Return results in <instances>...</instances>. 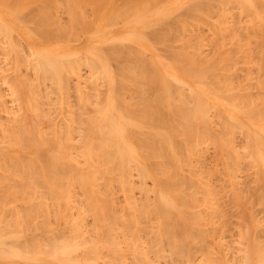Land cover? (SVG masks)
<instances>
[{
	"label": "bare ground",
	"instance_id": "obj_1",
	"mask_svg": "<svg viewBox=\"0 0 264 264\" xmlns=\"http://www.w3.org/2000/svg\"><path fill=\"white\" fill-rule=\"evenodd\" d=\"M61 2L63 4H61ZM17 32H20L23 37L25 36L28 42H26V39H23V37L22 39L25 40V42L22 41L21 38H19L22 35L19 33V36ZM212 35L216 39H213L214 42L210 41L211 45L215 43L214 47L211 48L206 45L208 46V50H205L208 51V54L210 53L209 57L215 56L213 52L216 51L215 54L219 56V60L215 58L217 56H215L213 60H208V55L203 53L204 50L202 49L203 46L201 42H204L205 45V41L203 40H206L207 37L212 38ZM249 38L253 39L254 43ZM208 40L210 39H207L206 42ZM200 45L202 48L199 49L203 50L200 51L201 53L199 52L201 58L198 56L199 49L197 48V51L194 49ZM218 47L219 50H217ZM209 48L210 50L212 49L211 52ZM202 53L206 58L203 57ZM228 53L234 56L233 60H236L234 62L235 64L236 62L242 64L241 62L244 60H246L244 62H247L249 59H251L252 62L253 59L254 62L258 60L259 62L256 61V68L260 70V72L264 71V0H0V69H3V63L4 66L9 63V59L10 63L11 61L13 62L12 66L14 63L17 65H20V63L23 64V68H20L21 65L16 67L14 74L12 73L13 76L12 74L8 76L10 71L7 75L4 73V75H0L2 78L0 84L4 82V85H7L5 86L6 94L10 96V102L8 101L9 104H5V102H8L7 99L2 98L5 93L4 87L2 88L0 85V157H4V159L7 157L6 160L8 161V157L12 156L13 153V142L20 140V142H23L25 141L24 139H31L30 141L26 140L27 142H31L32 139H37L39 142L35 144L31 142L32 146L28 143L31 149L27 146L28 144L26 145L27 142H24V146L21 145L22 149L25 148L26 150L29 148L32 150V154H36L32 155L34 158L36 156L40 158H38L39 163H36L43 169L41 173L44 172L41 175L42 178L38 176L39 174H37L38 172L36 170V172L32 171V173L29 174L30 178L32 177L31 175H33L31 179L34 178L33 180H35V182L33 181L35 188L34 185L32 186L33 192L34 189L38 190L40 187L45 186L46 188L48 187L47 189H53L54 185L57 189H61L63 193V188H65L64 185H66L65 191L69 195L71 191L69 192V190H66L69 189V182L66 183V181H69L70 178L73 181L74 178L75 181H79V184H77L79 187L80 183H85V177L88 175L91 176V184L92 187H94L92 181L95 175L91 171L95 167L97 170L94 172H98L104 181L108 179L116 183L115 186L118 182V185L121 186V191L128 189L129 193L132 192L127 195L128 192L124 191L127 193L125 195H127L126 197L129 199L125 196V198L120 196V199L122 197V201L123 198L125 199L124 201L127 199L128 201L124 203L120 202L121 200L119 199L120 201L118 200V202H115L117 203L115 205L114 201H117L118 196L116 198L114 197L113 201H111L112 198L110 200L106 196V198L103 195H101L103 196L101 197L99 196L100 194L97 193L99 192L98 189H91L92 187H90L89 184L85 185L86 182L84 188H89L88 193L90 192V194H87V189L86 191L84 189L86 193H81L86 194V198H89L91 204H89L87 200H85V202L90 206L92 205L94 208L93 211H96L97 214L94 216V212L91 211V216L89 215L90 217L88 219H83L85 212L90 210H88L89 206H86L87 208L81 206L82 209L81 207L80 209L76 208L80 204L78 200L85 197L83 194H80V196L82 195L79 197L80 199L74 196L72 199L74 201L77 199L79 202H76L78 204L74 205L76 207L72 206L75 202L69 200L71 204L73 203L72 205L66 202L67 205L63 203L60 205V208L70 205V207L72 206L71 208H75L77 211H83L84 207L87 210H84V216H81L82 218H78L80 215L76 211L79 215L77 218L81 220H74L75 217L74 219L72 218L73 220H70L72 215L66 216V214H64L63 216L68 218L65 217V219L61 214H57L55 217H52L55 219L49 224L50 222L47 223L46 221L47 217L44 219L36 218L31 213L36 211L32 210L33 207L36 209V203L48 199L41 200L37 197V194L43 193V195H46V192L49 193V191L43 190L45 193L41 192V188L40 191L38 190L39 192L35 191L37 196H34L38 199H35L37 202H33L34 205L32 204L34 198L33 200L31 199L33 192H29V194L32 195L30 197L26 191L27 189L22 190L25 189V183L27 184V182H24V178H21V181L18 180L20 178L16 179V181H19L18 183L15 181L12 174L9 173V177L6 178H4L3 174L2 177L6 180L1 179L2 177L0 178V181L3 182L0 183V203L2 205V207L0 205V208H2L0 209V264H264V141L260 140L264 139V117L259 115V105L253 106L255 101L252 102V105L250 104L251 106L247 105L249 103L246 105L244 103V106H242L243 100L240 97L241 95L238 98V95L243 93H241V90L245 88L246 90L251 89L252 84L253 87L257 85L256 82L255 84L250 83L253 77L248 76L250 81L248 80L249 78L246 73L249 75V72H245V75L241 74V76L244 75L245 78H248V82L243 80V76L242 79L240 76L238 80L233 76V83H236L234 85L235 87H238L237 82L239 80L244 81H242V83L245 88L242 89V87H239L238 92H236L237 87L233 88L234 86L231 87L230 85L232 84L230 73H228L230 76L229 78L228 76L225 78V80H227L224 83L222 81L223 76H218L221 72H225V70L232 68V65H230L232 59L229 58ZM238 55L243 58L242 61L239 60ZM228 59L231 61L229 60V62H227ZM4 61L8 63L6 64ZM1 62L3 63L1 64ZM238 64H236L234 68L244 69L249 66V64L246 65L244 63L242 66ZM7 66L9 67V65ZM12 66L10 64V68ZM251 67L247 68L251 71ZM255 69H253V71ZM260 72H257L258 77L259 74L262 73ZM250 74H253V72H250ZM215 76L220 78L219 80L224 84L223 86L218 79L214 81L219 82V85L216 82L214 83L215 86L213 85ZM210 77L212 82L209 80ZM258 77H254L253 82L258 81ZM22 78L26 79V82H28L25 84ZM207 78H209L207 80L208 82L204 81ZM97 79H101L100 81L103 82V84L101 83L102 85L100 84L101 86H98L99 83H97V87L95 86L96 81L100 82ZM196 79L203 83L206 82L202 86L200 85V87L196 86L201 88V91L204 93L210 91H215V93H217L216 91H218L222 93V95L218 93L220 97H224V95L228 93L224 98H226V96L228 97L230 94L229 99L233 97L234 93L238 94L234 96L236 99H226L227 101L229 100L228 102L230 104V101L233 102L230 109L226 108L225 110L227 111L226 116L228 119L224 118V114H222L224 117L221 114L215 117L214 114H219V110L213 104V107L210 109L211 115L214 107L218 111H213V117L209 118H219V120L222 121H217L220 127L223 126V122H225L224 127H226L228 131L224 130L226 128L221 129L216 125L217 123L214 125L224 132L227 131L224 134L229 133V136H223L221 133L220 136H222L223 139L224 137H232L233 133L236 132H238L237 134L240 132V136L238 135L239 137H245L244 139L247 143L245 146H242L239 141H231L232 144H230L233 145V147L230 146L231 152L234 149L237 151L238 147L241 145L243 152L247 149L252 155L249 154V156L246 151V157H254L255 155L253 159H257V162H254L257 167L250 166L253 167L255 171H251V174H245L246 172H250L249 170L252 168L248 171L244 170V173L240 175L236 174L238 179L235 177L233 178L234 172L237 170L234 167L233 170L235 171H233L230 169L232 166L229 167V165L230 163L231 165L237 163V160H240L242 155L239 159V156L237 158L235 157V159L233 156L235 150L233 154L231 152L229 153L232 154V158H227L229 160H227L228 162L226 161L228 165L226 167H229L228 169L231 170V172L233 171L232 174L228 171L230 175L223 173L228 170L222 168L225 166L222 165L224 163L223 161L221 165L220 163L218 164L220 165L218 167H221L220 170L223 172L220 174L217 173V175L219 174L221 176V174H224L225 176H223L226 177V179H224L222 178L223 176H221L223 180H226L223 181L222 185L226 182L228 183L231 178L230 176L233 175L232 180H237L238 185H236L240 190H238V192H240L241 199L239 197L236 199L239 204L237 201H234L232 204L238 206V211L234 208L236 210L234 214H237L238 219L236 218V220H238L237 224L239 225L235 224L238 227L234 226L236 222L234 221L235 217H233L234 223H232V225L235 231L239 232L238 234H234L233 238H231L232 236L227 237L225 234V232L228 231L227 225L218 224L220 227L217 228L222 229L225 226V235H220L219 233L221 232L215 234L217 232L215 231L216 225L213 223L220 214H211L212 217L216 216L217 218H215L213 222H207L205 216L204 218L200 217L203 216L200 214V216L197 217L198 215H196V213H198V210L196 211L195 208L191 209L189 206L192 203V205H195V203L198 204L199 200L202 201V199H205V201H202L203 203L200 202L201 204H199L202 206L205 204L207 210L203 211V208H201L199 212L203 211L205 215H209V213H213V210L216 208V202V205L222 201L223 202L220 204H226V201H224L226 199L220 201V196V199L215 198L217 201L213 200L214 197L212 196L213 199L211 200L215 201L214 204L212 203V205H210V203H207L206 198L209 195L208 192L211 194V191H213V187L210 186L212 181H206L208 176L211 175V171H209L211 168L203 166L204 169H209L207 172H204L205 170L203 169L205 175L208 173V176L206 175L207 177L203 176L202 171H198L199 169L197 170L196 168H199V165L200 168L202 167L201 163L206 161L205 157H203V160H200L203 162L198 164V159L201 156L199 157L194 154L198 157L197 162H195L198 166L192 165L195 169L190 167L193 162H190L189 158L194 153V144L197 142L196 140L201 139L199 130L206 133L205 126L208 121L206 116L209 113L207 112L204 117V111L208 107L210 108V106L205 108L204 99H202L204 94L201 93L203 95L201 98V96L197 94L198 89L192 86L194 84L193 81ZM228 79L230 80L228 81ZM259 79H262V82H264L263 76ZM245 82H247L246 85H250V88L245 86ZM225 83H228V86ZM258 83H260V81H258ZM31 84H34L33 86L36 85L35 87L38 89V94L36 95L35 93V96H38L40 94L39 91H42L41 95H44L41 97H45L52 104L49 103V105H51L49 106L45 103L46 101L44 102V98H41L43 100L42 102L48 105H46L47 108L44 105L45 112L43 113L37 110L34 111L31 108L33 100L35 99L36 103L38 101L34 95H31L35 92L33 89L35 87L31 86ZM87 85H91L92 89L97 93H92V97L94 94L97 96H94V102H89L90 104L95 103L96 109H94L95 106L93 104L94 108L92 111L87 110L89 108L86 107V102L90 97V95L86 93L87 91L89 92L90 89L88 90V88H86V93L83 92ZM261 86L263 87L262 93L264 98V83H262ZM31 88L33 91H30V93L32 92L30 94L29 90ZM100 88H104V90L99 91ZM101 92L103 96H106L105 98H101L102 95L99 96ZM82 93L86 94L88 97H83L84 94L82 95ZM247 93L246 91L245 95ZM29 94L35 98L30 97ZM249 94H247V96H249ZM258 95V99L261 100L259 98L260 94ZM63 97L65 99H63ZM131 98L133 99L131 100ZM237 99H241L240 102H236ZM135 100H138L140 105L139 103H135V105ZM226 100H224V102H227ZM212 101L213 99L211 102ZM63 102L64 105H66L64 106L66 110L62 109ZM72 105H78L76 110H74L75 108H73ZM233 106L236 109L231 110ZM90 108L92 109V105ZM208 110L209 109H207V111ZM64 111L68 112L66 113ZM234 112H241V115L243 113L249 123H247V125H242L238 120L239 118L237 119L234 115ZM220 116H222V119ZM235 118L239 122L235 120ZM223 119L225 120L223 121ZM211 125L212 123L210 121V126ZM234 127H241L244 131L241 132L239 128L240 131L235 130L236 132H233ZM193 129L198 133L197 138L199 137V139L194 137L195 133H193ZM230 130L233 133H230ZM190 131L194 136L190 134ZM186 132H188V135ZM208 133L210 132L208 131ZM214 134L213 136L215 139L216 134ZM188 136L192 139L190 137V139H188ZM206 136L208 137V135ZM201 137L203 140L204 137ZM7 139L10 141L9 143H6ZM206 140L208 141L207 138ZM73 141L75 142L73 143ZM192 142L194 144H192ZM212 142L213 140L211 141L212 147L216 144L218 150H216V148L214 149V146V150L208 148L212 153L205 149V151H202L209 152L210 154H217V157L220 155L219 159L214 160H219L220 162V159H222L221 154L224 155L225 152L227 153L230 147H228V142L223 141V143H219L217 138L216 143L213 144ZM217 142L219 144H217ZM17 144L20 145L18 142L16 143V150L18 149ZM55 144L57 146H55ZM198 144L199 141L197 146H200V144ZM53 145L56 148H54ZM21 147H19V149H21ZM70 147L72 150L69 149ZM241 147L239 149H241ZM53 149H58V153L61 150V154L59 153L61 156L58 153L54 155L56 157L55 159L63 158V161L60 159L61 165L56 163L55 166L52 163L54 161L51 159L52 157L54 158V156L50 157L49 152ZM67 150H70L69 152L72 151V161L75 160L74 162L70 160L72 159L71 156L69 157L71 154H69ZM215 150L216 152L214 153ZM197 152L201 153L200 151ZM18 154H20V151L19 153L16 152V156H19ZM63 154L64 156H62ZM78 155H82L85 159L91 158V161L95 158L96 160H94L97 163H94V167L91 166V168L85 163V166H80L76 164L77 160L75 157L78 159ZM235 155H237V153ZM16 156H12L13 158L10 157V159H15ZM211 157L212 156L209 158ZM10 159L6 162L7 166L10 164V167L8 166L9 172H12L11 170H13L14 167L16 168L22 163V168L18 166L15 169L16 172H19L20 169L24 168L23 162L27 160L24 161L25 158H22L23 161L18 164L16 161V163H12ZM67 159L72 163H68ZM155 159H157V162H159L158 160L160 159L168 160L170 164L168 165L166 161L155 163ZM230 159H233L234 163H232L233 161ZM253 159L250 158L252 163ZM250 160L247 164L251 163ZM49 161L52 167L54 165L53 171L48 169L47 163ZM193 161H196V158L195 160L193 159ZM161 162L162 164L164 163L165 167L164 165L163 167L161 166ZM28 163L27 167L30 168L31 166H29ZM34 163L35 162H33V164ZM36 163L34 165H36ZM91 164L93 165V163ZM156 164L160 165V167L158 165V168H160V170L162 169V171L166 167H170L172 171L176 170L175 172L183 174L182 177L184 176L185 179L184 177L182 178V180H184L181 186L179 183L180 189L183 187L180 192L182 193V191L186 189V192L189 194L186 196L187 198L185 197L186 199H184V195L187 194L186 192L183 193V200L187 202L189 198L190 202L188 201L185 203L180 199L182 198L181 193L177 191L179 190V186L175 182L181 181L179 180L180 174L177 178L175 177L176 175L174 176L172 174L176 181L174 178H168L171 174L168 172L166 174V171H169L167 168L165 169L166 171L164 170L162 173L158 169L161 175L155 176L154 180L151 182L158 186L160 184L159 187L155 189L153 186L149 185V188H147L146 186L148 185L143 184L147 177L149 178V176L156 172ZM184 164L188 165L190 173H188L187 166ZM12 166L14 167L12 168ZM245 166L244 169H248V165ZM45 170L51 171V174ZM56 170H59V172L61 170L64 173L72 170L70 171L72 177L69 176V179L64 178L61 184H63V181L65 182L60 188L55 183L56 174L54 175L53 172L55 173ZM218 170L216 172H218ZM26 171L28 170H25V172ZM20 172L25 173L24 170ZM66 174L64 175L66 176ZM162 174H164V177ZM1 175L2 174H0V176ZM219 175L216 181L219 180ZM226 175L229 176V178ZM16 176L18 175L16 174ZM51 176H55V179H51ZM152 177L150 178L153 179ZM166 179L174 180L175 182L172 186L177 189H172V186L170 188L169 183H173V181ZM208 180L210 181V178ZM147 181H149V179H147ZM165 181H168L166 185L163 184ZM214 181L213 184L215 183ZM138 183L139 185L141 184L140 186L143 187L144 190L145 188L146 190H149L151 187L153 188V191L152 189L150 191L153 193L154 197L153 195L150 197L151 192L148 193V191H145L147 198L154 199L152 202L149 201V199L147 200V198H141L142 200L138 201V198L132 195L133 188L135 184ZM219 183L217 182V184ZM15 184L16 187L19 188H16ZM22 184L23 187L18 186ZM110 184L108 186L111 188ZM217 184L215 183V186ZM229 184L235 187L236 190L237 186H235V181L233 183L230 179ZM77 185H75L76 188L74 190L76 194ZM96 185L97 184H95V186ZM224 185L225 187L222 188L216 186L215 192L212 193L216 195L217 192H219L217 190L218 188L220 191L222 190V192L225 188V196L229 197L227 193H230L228 187L231 185L228 187H226L227 184ZM103 186V191L106 192L105 188L108 186L106 187L105 184ZM120 186L116 188L119 189ZM36 187L38 189H36ZM110 188H107V190H110L111 194L114 190ZM57 189L55 191H57ZM21 190L25 191L27 194L25 195L24 193V196L22 193L16 197L19 198L22 196V199L26 202L23 203L26 205V208H29L27 204L32 207V209H30L31 212H26L24 208L20 212L18 208L19 205L22 204L17 203V208L13 204L15 201L13 199L15 194H20ZM79 190H81V188H79ZM92 190L95 191L94 194ZM124 192L120 193L124 195ZM177 192L178 195L180 193V198ZM56 193H53L55 196L53 198L56 203H50L51 205L54 204L53 209L57 207L55 205L60 203L59 197L66 198L60 192H58L60 194L59 197ZM53 194H50L51 198ZM76 194L75 196H78ZM239 194L236 195L238 196ZM70 195L72 196L74 194ZM114 195L115 194H113V196ZM223 195L224 194L221 196ZM46 196L49 197V194ZM46 196H44V198ZM50 197L48 202L54 201L53 198L51 200ZM56 197L59 198V200ZM101 198L103 204L107 201L106 204L108 206H105L106 208L100 201ZM179 200H181V202ZM20 202H22V200ZM119 202L120 204L124 203L122 206L124 207L125 205L127 208L124 207L126 211H123V213H121L122 211L120 212L123 214L121 216L119 212V214L116 213L117 210L119 211L123 208L122 206L119 207ZM6 203H10V205H7L8 209L5 211ZM181 203L185 207L188 206L190 208L185 209ZM188 203L190 204L186 205ZM110 205L112 207L115 205L114 207L117 210L115 211V208H112V210ZM200 205L199 207H202ZM235 205L233 207H235ZM37 206L43 209L41 205ZM116 206H118L119 209ZM223 206L225 207V205ZM9 207H13L12 209L15 207V209L11 211L12 215H10L11 208ZM65 207H62L63 209H58V206V212L55 209L53 213H55V211L60 213L61 210V213H63L64 209H69L71 211L70 207ZM41 208H39L40 211H36L37 214L39 212H45L43 211L44 209L41 211ZM225 209H227V207H225ZM225 209L223 213L226 212ZM24 210L25 212H23ZM109 210H112L110 212H115L112 213L114 216L110 215L111 213ZM189 210H192L189 212L190 214L187 213ZM222 210L223 209L220 211L222 212ZM68 211L65 213L69 214L70 211ZM193 211H195V214ZM6 212L11 216L10 219L4 215ZM46 212H48V208ZM71 213H73V211ZM144 213L152 217L145 216L141 218V215ZM226 213L229 216L228 212ZM13 214L17 219H15ZM80 214L82 215V212ZM191 215H193V217H191ZM51 216L53 215L51 214ZM211 216L209 218H211ZM224 216H226V214ZM91 217L93 218L90 219ZM213 218H211V221ZM226 218L230 219L229 217ZM12 221L14 222L12 223ZM8 222L9 224L18 223L17 226L20 230H25V228L31 230V228H33L32 230L35 232L33 231V233H31L32 235L28 232V236L31 235L30 237H24L25 235L21 234L20 237L23 236V238L19 239L16 235L17 232H15L16 229L13 231L16 225L13 226L10 224L13 227L11 230H8V228L11 227ZM208 223L209 225L212 224L207 226ZM220 229L219 231H223ZM236 235L237 237H235ZM7 239L9 241H6ZM26 253L27 255L30 253L31 256H27ZM10 257H17L16 259L22 258V261L21 263H16L14 259L15 261L13 260V262L11 260V263L8 261Z\"/></svg>",
	"mask_w": 264,
	"mask_h": 264
},
{
	"label": "rangeland",
	"instance_id": "obj_2",
	"mask_svg": "<svg viewBox=\"0 0 264 264\" xmlns=\"http://www.w3.org/2000/svg\"><path fill=\"white\" fill-rule=\"evenodd\" d=\"M57 1H61V0H57ZM59 3H60V2H59ZM61 4H63V3L61 2ZM87 7H88V6H87ZM88 8H89V7H88ZM88 8H87V9H88ZM19 33H20V32H17L18 35H19ZM20 35H22V34L20 33ZM20 35H19V36H20ZM19 36H18V37H19ZM210 36H211V33H210ZM251 36H252V35H251ZM22 37H23V35L20 36L19 38H21V40L24 41V42H25V40H23V39H26V42H28V41H27V38H26L25 36L23 37V39H22ZM252 37H253V36H252ZM207 39H210V40L207 41L208 43L206 42ZM207 39H206V40H205V39L203 40V41H205V45H204V42H201L203 48H202L201 45H200V46H198V47H196V48H194V49H195V51H197V48H198V49H199V48H202L204 51H203L202 49H201V50L199 49V51H198V56L201 58V54H200L201 52H200V51H203L204 54H207V55H208V58H209L208 60H213L214 57L217 56V54H215L216 51L213 52L215 56H212V57H213V58H212L211 56L209 57L210 53L208 54V51H206V50H208V46H210L211 48L214 47V44H215V43H213V42H214V40H216V39L213 37V35H212V38H211V37H207ZM211 39H212V40H211ZM213 39H214V40H213ZM249 39H250V38H249ZM250 40L253 42V39H250ZM210 41H213V42H212V43H213L212 45H211V42H210ZM209 42H210V45H209ZM253 43H254V42H253ZM206 45H208V46H206ZM217 46H218V45H217ZM205 47H206V48H205ZM205 49H206V50H205ZM211 50H212V49H211ZM211 50H210V48H209V51H210V52H211ZM215 50H216V49H215ZM217 50H219V47L217 48ZM205 51H206L207 53H206ZM228 51H229V50H228ZM199 52H200V53H199ZM217 52H218V51H217ZM193 53H194V52H193ZM203 53H202V55H203ZM213 53H212V55H213ZM199 54H200V55H199ZM228 56H229L230 59H232V62H230V65H232L231 67L234 68V66H235L236 64H238V63H237V62H236V64L234 63L236 60H235V61L233 60V57H234V56H231L230 53H228ZM236 56H237V55H236ZM236 56H235V57H236ZM239 56H240V55H238V57H239ZM203 57H204V55H203ZM203 57H202V58H203ZM218 57H219V56H217V57H215V58L219 60ZM251 57H252V55H251ZM204 58H206V57H204ZM216 59H215V60H216ZM230 59H228V61H227V60H226V61L229 62ZM234 59H237V58H234ZM239 60L242 61L243 58H242V57H239ZM250 60H251V59H249L247 62H244V61H246V60H244V61L241 62V63H242V64L244 63V64H246V65L249 64L250 67L252 66V67H251V71H250V69H248V68H250L249 66H247L248 68L245 67L244 69H243V68L236 69V67H235L234 69H236V70H234V69H232V68L230 67L231 69H227V70H225L226 73H225V72H221L220 75H218V76H220V77L223 76V78H222L223 80H222V81H223V83H224V82H226V80H227V79L225 80V78H226L227 76H228V78H229V76L231 75V82H232V84H230L231 87H233V86L236 84V83H235V84L233 83L234 77L236 78V80H238V79H240L241 74H244V75H245V72H249V75H248V73H246V74H247V77H248V76L253 77V78H254V77H258L257 72H260V70H258V69L256 68V65H257V62H259V61L256 60L257 62L255 61V62H256V63H255V62H254V59H253V62H252V60H251V61H250ZM230 61H231V60H230ZM4 62H5V61H4ZM219 62H220V61H219ZM227 62H225V63H227ZM238 62H239V61H238ZM2 63H3V62H1V64H2ZM5 63L7 64L8 62H5ZM12 63H13L12 61H11V63H10V59H9V63L7 64V65H9V67H8L7 65L4 66V63H3V64H2V67H3L4 71H3V69H0V75H4V74L7 75L8 72L10 71L9 74H8V76H10L12 73L14 74L15 69H16L17 66L19 67L20 65H21V66L23 65V64H21V63H20V65H19V64L17 65V64L14 63L15 66H14V64H13V66H12ZM220 63H221V62H220ZM254 63H255V64H254ZM10 64H11V66H12L11 68H10ZM242 64H238V65H239V66H242ZM227 65H229V64L227 63ZM230 65H229V66H230ZM238 65H237V66H238ZM246 65H245V66H246ZM0 66H1V65H0ZM6 66H7V67H6ZM21 66H20V68H23V66H22V67H21ZM4 67H6V68H4ZM243 67H244V66H243ZM253 67H255L256 69L253 68ZM0 68H1V67H0ZM9 68H10V69H9ZM5 69H6V70H5ZM253 69H255V70L253 71ZM1 70H2L3 72H2ZM7 70H8V71H7ZM11 70H13V71H11ZM6 72H7V73H6ZM250 72H253V74H250ZM261 72H262V73H261ZM261 72H260L261 74H259V77H258V81H260V83H258V81H254V82H253V78L251 79L252 82H250V83H254V84H255V82H256V84H257L259 87H258L257 85H254V87H253V84H252V85H251V86H252L251 89H247V90H246V88L244 87L242 81H243V80H244V81H247V79H248L249 77H248V78H247V77L245 78L244 75H242V76L244 77V79H243V80H239V81L237 82V83H238V87H237V86H236L237 88H236L235 86L233 87V88H236L237 90H236V89H233V90H236V92H238V91H239V90H238L239 87H242V89H243V88H245V89H243V90L240 89V90H241V93H242V92H243V93H242V94H239V95H238L237 93H234L233 97H231V98H234L235 94L238 95V98H239V96L241 95L240 97H241V99L244 101V102L242 101V106H244V105H243L244 103H245V105H246L247 103H249V104H247V105H248V106H251V105L253 104L252 102L255 101L254 103H255L256 105L253 104V106H258V105H259V106H258V109L260 110V111H259V115H261V117H262V116L264 117V106H263L264 98H263V93H262L263 87L261 86L262 83H264V82H262V79H261V80L259 79L261 76H263V80H264V75H262V74H264V71H261ZM3 73H4V74H3ZM228 73H230V75H228ZM13 74H12V76H13ZM225 74H227V75H225ZM224 75H225V77H224ZM236 75H237V76H236ZM233 76H234V77H233ZM242 76H241V79L243 78ZM2 77H3V76H2ZM20 78H21V77H20ZM212 78H213V77H212ZM232 78H233V79H232ZM22 79H23V78H22ZM208 79H209V78L205 79L204 81L208 82V81H207ZM217 79H218V81H219L220 83H222L221 80H219L220 78L217 77V76H215L214 79H213V85H214V86H215L214 83L216 82V81H214V80H217ZM245 79H246V80H245ZM23 80L25 81V84L28 82V81L26 82V79H23ZM97 80L100 81L101 79H97ZM209 80H210V82H212V81H211V77H210ZM224 80H225V81H224ZM229 80H230V79H228V81H229ZM236 80H235V81H236ZM248 80L250 81V78H249ZM0 81L2 82V78H1V76H0ZM244 81H243V82H244ZM1 82H0V83H1ZM206 82H204V83H206ZM210 82H209V83H210ZM219 82H216V83H218V85H219ZM231 82H229V83H231ZM247 82H248V81H247ZM247 82H245V86L249 87L250 85H246ZM97 83H99L98 86H101V85L103 84V82H101V81H100V82H97V81H96V85H95L96 87H97ZM101 83H102V84H101ZM193 83H194V84H193ZM193 83H192V84H193L192 86H194V88H197V89H198L197 94H199V96H201V98H202V96H203L202 94H204V96H203L202 99H204V103H205V106H206L205 108H207V106H210V108H209V107L207 108V109H209L208 111H207V109H205V111H204V117L206 116L207 112L211 115V110H210V109H211V107H213V105H214V106L217 107V109L219 110V114H214L213 111L216 110L215 107H214V108H213V111H212V115L214 114L215 117H217L216 115H220V114L222 115V114H224L225 117H224L223 115H222V116L226 119V118H227V116H226V115H227V111H225V110H226V108L230 109V106H232L231 104L233 103L232 101H230L231 104L228 102V101L231 99V98L229 99L230 94H229L228 97L226 96V98H224L225 95L228 94V93H226V94L224 95V97H222V96L220 97V95H222V93H220V92H218V91H216L217 93H215V91H214V92L210 91V92L204 93V92L201 91V90H202L201 88H198V87H200V85L202 86V85L204 84L203 82H200V80H197V79H196V80L193 81ZM209 83H208V84H209ZM223 83H222V86L224 85ZM250 83H249V84H250ZM5 84H6V83H5ZM100 84H101V85H100ZM210 84H211V83H210ZM225 84H227V86H228V83H225ZM0 85L2 86V88L4 87V93H5V95H3L2 98H3V99H7V102H8V101L10 102V96H9L8 94H6V90H5V88H6L5 86H7V85H4V82H3V84H0ZM29 85H30V84H29ZM33 85H34V84H31V86H33ZM240 85H241V86H240ZM31 86H29V87H31ZM35 86H36V85H35ZM35 86H33V87H35ZM196 86H198V87H196ZM103 87H104V86H103ZM218 87H219V86H218ZM261 87H262V88H261ZM35 88H36V89H35ZM35 88H33V89L35 90V92H33V93L31 92L32 94L30 93V91H33V89L31 88V89L29 90V93H30L31 95H34L35 93H36V95L38 94V92H37L38 89H37V87H35ZM86 88H88V90L90 89V91L88 92V91L86 90ZM249 88H250V87H249ZM199 89H200V90H199ZM2 90H3V89H2ZM85 90L87 91V93H86ZM92 90H93V91H92ZM100 90H104V88H102V89L100 88L99 91H100ZM245 90L248 92L247 94H249V93L251 92V93L249 94V96H247V94L245 95V93H246ZM252 90H253V91H252ZM258 90H259L260 92H259ZM27 91H28V90H27ZM96 91H98V90H96ZM39 92H40V94H39L38 96H35V95H34L38 101H37V103H36V102H35L36 100L34 99V100H33V105H32V103H31V105H32L31 108H32L34 111L37 110V111L43 113V112H45L44 108L46 107L47 104L49 105L50 101H49L48 99H46L45 97H41V96L44 95V94L41 95L42 91H39ZM83 92H85L87 95H90V97L88 98V101H87L88 103H89L90 101L95 100V99H93V98H94V96H95V97L97 96V95H95V94H97V93L95 92L94 89H92L91 85H89V86L87 85V86L84 88V91H83ZM93 92H95V94H94V96L92 97V95H93L92 93H93ZM102 92H104V91H102ZM102 92H101V94H100L99 96H101V95L103 96V93H102ZM201 93H202V94H201ZM218 93H219L220 95H219ZM30 94H29V96H30ZM83 94H84V93H82V95H83ZM86 94H84L83 97H86V96H87ZM206 94H207V95H206ZM209 94H210V96H209ZM216 94H217V95H216ZM231 94H232V93H231ZM243 94H244V95H243ZM258 94H260V97H259V98H260L261 100L258 99V96H259ZM104 95H105V94H104ZM242 95H243V96H242ZM34 96H30V97H34ZM102 96H101V98H105V97H106V96H103V97H102ZM132 96H133V95H132ZM205 96H207V97H205ZM208 96H209V97H208ZM252 96H253V97H252ZM255 96H256V97H255ZM35 97H34V98H35ZM38 97H39V98H38ZM83 97H82V98H83ZM87 97H88V96H87ZM248 97H249V98H248ZM251 97H252V98H251ZM41 98H44L43 100H44V102L46 101L45 103H47V104L43 103V102H42L43 100H42ZM134 98H135V96H134ZM136 98H137V97H136ZM227 98L229 99L228 101L226 100ZM31 99H32V98H31ZM40 99H41V100H40ZM63 99H65V98L63 97ZM132 99H133V98H131V100H132ZM137 99H138V98H137ZM209 99H210V100H209ZM212 99H213V101L211 102ZM217 99H218L219 101H218ZM234 99H236V97H235ZM241 99H237V101H236V100H235V101H236V102H240ZM248 99H250V100H248ZM28 100H29V99H28ZM128 100H130V99H128ZM215 100H217V101H215ZM224 100H226L227 102H224ZM232 100H233V99H232ZM39 101H41L42 103L39 102ZM235 101H234V102H235ZM9 102H8V103L5 102V104H9ZM29 102H32V101H29ZM38 102H39V104H38ZM87 102H86V107H88L89 109H87V108H86V109L89 110V111H92L93 108H94V107H93V104H94V106H95V103H91V104L89 103L90 106L92 105V109H91L90 106H89V104H88ZM93 102H94V101H93ZM135 103H136V104L139 103V105H140V102H139L138 100H135V101H134V104H135ZM41 104H42L43 106H42ZM50 104H51V103H50ZM53 104H54V103H53ZM87 104H88V105H87ZM136 104H135V105H136ZM212 104H213V105H212ZM250 104H251V105H250ZM40 105H41V106H40ZM44 105H45V107H44ZM48 105H47V106H48ZM51 105H52V104H51ZM51 105H49V106H51ZM227 105H228L229 107H228ZM235 105H236V104H235ZM238 105H239V104H238ZM240 105H241V104H240ZM55 106H56V105H55ZM64 106H66V105H64V102H63L62 109H63V110H66ZM74 106H75V107H74ZM74 106L72 105V107L75 108L74 110H76V108L78 107V105H74ZM84 106H85V104H84ZM42 107H43V109H42ZM222 107H223L224 109H223ZM236 107H237V106H236ZM245 107H246V106H245ZM46 108H47V107H46ZM139 108H140V107H139ZM41 109H42V110H41ZM67 109H68V108H67ZM94 109H96V106H95ZM234 109H236V108H234V106H233V107L231 108V110H234ZM72 110H73V109H72ZM74 110H73V111H74ZM218 110H216V111H218ZM222 110H223V111H222ZM221 111H222V112H221ZM64 112L67 113L68 111H64ZM75 112H76V111H75ZM220 112H221V113H220ZM223 112H224V113H223ZM217 113H218V112H217ZM225 113H226V114H225ZM209 114H207V116H206V119H208V121H209V122H208V121L206 120V121H207V122H206L207 125L205 126V127H206V130H205V131H206L207 134H206V133H203V131L199 130V133H200L199 136H200V138H201V139H199V137L197 138L198 133L195 132L194 129H193L192 131H193V133H195V136L193 135V133L191 134V131H190V134H191V135H193L194 137H196L197 139H199V140H196L197 142H195V144L192 142V144H194V147H193V146H192V147H193L195 150L193 149L194 153H193V155L189 158V160H190V162H193L194 164L191 163V166H190V167H192V165L195 166L197 163L199 164L200 162H203V161H200V160H203V159H204L203 157H205V160H206L207 162L204 161V163H201V166H202V167L204 166V167H209V168H211V170H209V169L207 168V170L211 171L212 173L210 172L211 175H209V176L207 175L208 173H206V175L208 176V179L210 178V181H209L207 178H206V179H207L206 181H208V182H211V181H212V184L210 183V186L213 187V191L208 190V191H211V194H210V192H208L209 195L207 194L209 197L206 195L207 198H210V199H207V198L205 197L206 200H207V203H210V205H212V203L214 204L215 201H212V200H211V199H213L212 196L214 197L213 200H216L215 198L220 199V198H219V196H220V197H221V200H220V201H222V199H223V200L226 199V200H224V201H226V204H227V205H226V204H220V203H222L223 201L219 203V200H218V203H219V204L216 205L217 202L215 203L216 208L213 210V213H209V215L211 216V214H214V213L216 214V213H217L216 215L220 214L221 216L218 215V216H217L218 218H217L216 216H215V217L213 216L214 218L211 216V218H213L212 221H211V218H209L210 216H209V215H205L204 212H203V211H206V210H207V206H205V204H204L203 206L200 205V204H201L200 202H202L203 200L205 201V199H202V201H201V200L198 201V202L200 203V204H199V203H198V204H199L200 206H202V207H199V205H198L197 203H195V205H192L193 203H192V204L188 203V204H186V205H189V204H190L189 206L191 207V209L195 208L196 211L198 210V211H197L198 213H196V215H198L197 217H199L200 214H201V215H203V216H200V217H203V218H204V216H205L207 222H208V221L213 222L214 219L217 218V219L215 220L216 222L214 221V223H213V224L216 225V226H215V231H217V232H216L215 234H218V232H221V233H219L220 235H221V234H224V231H226L225 226L227 225V230L230 232V234H229L228 231H226L225 234H226L227 237H231V236H232L231 238H233V237H234V236H233L234 234H238V233H239L238 231H237V232L235 231L234 226L238 227L239 225L237 224V223H238V222H237L238 220H236V218L238 219L237 214H236V215L234 214V212H235L236 210L238 211V206H236V205L234 204L235 207H233L234 205H232V204L234 203V201H235V202L237 201V200H236L237 197L240 198V196H241V195L239 194L240 192H238L239 187L237 186L238 183H237V180H236V179H238V176L236 177V174H239V175H240V174L244 173L246 170L248 171L249 169L252 168L251 170H249L250 172H248V173L246 172V173H245V174H251V173H252L253 171H255V170L253 169V167H250V166H255V167H257V165L254 163V162H257V161H256L257 159H253V158L255 157L254 154H253L254 157H249V156L251 155V153H250L247 149L244 150V152H243V151H242V147H241V145H240L241 149H239L240 147H238L237 151L234 149L235 152H234L233 148H232V150H233L232 152H231V150H230V149H231L230 146L233 147V145H231V144H232L231 141H232V142L239 141L240 144H242V146H245V145L247 144V143H246V140L244 139L245 137H243V136H242V137H239V136H240V132H239V134H237L238 132L235 131V130H238V131L241 130V132H243V131H244L243 128L239 127V128H240V130H239L238 127H234V129H233L234 131L230 128L233 132H236V133H233V132L230 130L229 132H230V133H233V135L230 134V135H232V137H230V138H229V137H228V138H227V137H224V139H223L222 136H220L221 133H222L223 136H225V135H226V136H227V135L229 136V133L224 134L225 132L228 131L227 128L224 127V123H225V122H223V126L220 127V125H218L219 123H217V121L220 122L221 120H219V118L216 119L215 117L213 118L214 120H213V119H210V118H212L213 116H212V115L210 116ZM239 114H240V115H239ZM199 115H200V114H199ZM234 115L237 117V119L239 118L238 120L240 121V123H242V125H243V124L247 125V123H249V122L247 121V119L245 118V115H244L243 113H242V115H241V112H240V113H236V112H234ZM82 116H83V114H82ZM222 116H220L221 119H222ZM207 117H208V118H207ZM209 117H210V118H209ZM218 117H219V116H218ZM215 119H216V120H215ZM225 119H223V121H224ZM227 119H228V118H227ZM237 119L235 118V120H237ZM242 119H243V121H242ZM238 120H237V121H238ZM210 121H211V123H212L213 126H212V125L210 126ZM212 121H215V122H212ZM239 121H238V122H239ZM221 122H222V121H221ZM230 122H231V121H230ZM216 123H217V124H216ZM215 124L218 125L221 129H222V128H223V129L226 128V129H224V130H227V131L224 132L223 130H220L219 127L216 128L217 126H214ZM220 124H221V123H220ZM212 127H214L216 130H215L214 128H212ZM208 128H209V129H208ZM195 130H197V129H195ZM200 131H201V132H200ZM205 131H204V132H205ZM208 131H209L210 133H208ZM213 131H214V132H213ZM216 131H217V133H216ZM188 132H189V131H188ZM188 132H186L187 135H188ZM186 133H185V134H186ZM211 133H212V134H211ZM214 133L216 134V138H217V140H218L219 143H223V141H226V142H228V147H230V148L227 150V153H228V154L225 152L228 156L224 153V155L227 156V157H225L223 154H221V158H222L223 160L220 159V160H221L220 162H219V160L214 161L215 159H219V158H220L219 152H218V155H219V156L217 157V156H216L217 154H216V155H215V154H210V153H212V152H211L210 149H208V148L213 149V147L215 146L214 149L216 148V150H218V146L216 147V144H214V143H216V138L214 139V136H213ZM190 134H189V135H190ZM196 134H197V135H196ZM203 134H204V135H203ZM205 134L208 135V137H207ZM210 134H211V135H210ZM215 134H214V135H215ZM217 135H218V136H217ZM236 135H237V136H236ZM238 135H239V136H238ZM241 135H242V133H241ZM201 136L204 137L203 140H202V137H201ZM205 136H206V137H205ZM211 136H213V137H211ZM244 136H245V134H244ZM189 137H190V136H188V139L191 138V137H190V138H189ZM206 138L208 139V141L206 140ZM209 138H212V139H209ZM232 138H233V139H232ZM191 139H192V138H191ZM9 140H10V139H9ZM24 140H25V141L22 140L23 142H20L21 140H20V141L13 142L14 145L11 144L12 142L10 143V144L12 145V148H13L12 156L15 157V156H16V152L19 153V151H20V154H18V155H19L21 158H20L19 156H16L15 159H10V157H12V156H10V157H8V161H9V159H10V161H11L12 163H14V162L16 161V162H18V164H19V163H21V162L23 161L24 158H25L24 161H25L26 159H27V160L29 159V160H28L29 163L27 162V160H26L25 162H23L24 168L19 170V172L22 171V170H24V172H25V170H28V171H26V172H29V173H26V172H25V173H23V172H20V173H19V172H16L15 169H16L18 166H21V168H22V163H21V165H18V164H17L18 166H17L16 168H15L14 166H12V168L14 167V169L11 170L12 172H9V171H8V168L10 167V164H8V166H9V167H8V166H7V163H6V162H8V161L6 160L7 157H6V159H4V157H0V159H1V160H0V174H2V175L0 176V178L3 176V174H4V178L9 177V176H8L9 173L13 175V178L15 179V181H16V179H18V178H20V179H18V180H20V181H21V178H22V179L24 178L23 180H24V182H27V184L25 183V185H24V188H25V189H22V190H26V189H27L26 191H27L28 194H29V192H30V193L33 192V188H32V186L34 185V182H35V180H33L34 178L31 179V178L33 177V175H31L32 177L30 178V175H29V174L32 173V171H33V172H36V171H37V172H38L37 174H39L38 176H39L40 178H42L41 175H42V173H44V172L41 173V170H43V169H41V168H40V165L36 163V162L39 163V159H40V158L36 156V157H37V160H36V157L34 158V156H32L34 153L32 154V150H30L31 147H29V144H28V143H30L31 146H32V143L35 144V143H37V142H39V141H38L37 139H36V140L32 139V141H31L32 143H31V142H27V141H30L31 139H30V140H28V139H24ZM26 140H27V141H26ZM43 140H44V139H43ZM194 140H195V138H194ZM210 140H211V141L213 140V142H212V143L214 144L213 147H212V144H211V141H210ZM228 140H229V141H228ZM247 140H248V139H247ZM260 140H261V141H264V139H260ZM198 141H199L200 146H197ZM206 141H207V143H206ZM214 141H215V142H214ZM9 142H10V141H8V139H7V140H6V143H9ZM17 142L20 144V145L17 144L18 149H19V147H21V145H23V146L25 145L24 142H27L26 145L28 144L27 146H28L30 149L27 148V149L25 150V148L22 149V147H21L22 150H21V149H19V150L17 149V150H16V147H15V146H16V143H17ZM40 142H41V141H40ZM74 142H75V141H73V143H74ZM201 142H202L203 145L201 144ZM208 142L210 143V145H209ZM218 142H217V144H219ZM204 143H205V145H204ZM230 143H231V144H230ZM34 144H33V146H34ZM199 144H198V145H199ZM207 144H208L209 146H208ZM63 145H64V144H63ZM53 146H54V145H53ZM55 146H57V145L55 144ZM55 146H54V148H56ZM210 146H211V147H210ZM14 148H15V149H14ZM32 148H33V147H32ZM63 149H64V148H63ZM69 149L72 150L71 147H70ZM204 149H205L206 151H207V150L210 151V153L208 152V153H209V154H208L207 152H203V151H205ZM214 149H213V150H214ZM15 150H16V152H15ZM65 150H66V149H65ZM65 150H64V151H65ZM70 150H69V151H70ZM202 150H203V151H202ZM216 150L214 151V153L216 152ZM229 150H230V151H229ZM239 150H240V151H239ZM49 151H50V150H49ZM60 151H61V150H60ZM60 151H59V153H60ZM62 151H63V150H62ZM67 151H68V150H67ZM69 151H68V152H69ZM195 151H196V152H195ZM197 151H200L201 153H199V152H197ZM228 151H229V152H228ZM246 151H247L248 155L250 154L248 157L245 156V155H246V154H245ZM27 152H28V153H27ZM230 152H231L232 154H233V152H234V154H233L234 158H235V157L237 158V157L239 156V157H238V159H239L240 156L242 155V158H241L242 161H241V159H240V160H237V163H235V164H233V165H231V163H230V165H229V167L232 166V168H230V169L233 170V168L235 167V169L237 170V171L233 170V171H235V172H234V176H233V175H232V176H233V178H234V177L236 178L235 180H232V176H230V177H231V178H230L231 181H233V183H234V181H235V186H237V187H236V190H235V187H233L234 184H232V182H231V184H232L233 186H232L231 184H229V183H230V179H229V182H228V183H227V182L224 183V184H227L226 187H228L229 185H231V186L228 187L230 193H227V192H226V193L229 195V197H228V196H225V188H224L223 192H222V190L220 191L219 188H218L217 190H218L219 192H221V193L217 192V194L215 193L216 195H214L213 193L215 192L216 186H218V185H220V184L222 185L223 181H226V180H223V179H222V178L226 179V177H224V176H225L224 174H221V176L224 175L222 178H221V176L219 175V174L222 173L223 171L220 170L221 167H218V166H220V165L224 162L222 165H225V166L222 167V168H223L224 170L229 168V167H226V166H228V165H227V162H228L227 160H229V159H227V158H228V157H231V158H232V154H229ZM238 152H239V153H238ZM241 152H242V153H241ZM57 153H58V149H53L52 151L49 152V154H50L49 156L51 157V156L57 155ZM59 153H58V154H59ZM66 153H67V152H66ZM71 153H72V151L69 152V154H71ZM205 153H206L208 156H207ZM236 153H237V155H235ZM13 154H14V155H13ZM51 154H52V155H51ZM60 154H61V153H60ZM60 154H59V155H60ZM194 154H196V156H199V157L201 156V157L198 159V162H197V158H198V157H196ZM201 154H202L203 156H202ZM204 154H205V155H204ZM34 155H36V154H34ZM209 155L212 156V157L209 158V157H210ZM230 155H231V156H230ZM23 156H24V157H23ZM38 156H39V155H38ZM60 156H61V155H60ZM60 156H58V157H60ZM62 156H64V154H63ZM70 156H71V158H72V159H70V160L72 161V160H73V154L69 155V157H70ZM206 156H207V157H206ZM223 156H224V157H223ZM251 156H252V155H251ZM13 157H12V158H13ZM50 157H49V158H50ZM243 157H244L245 159H244ZM19 158H20V159H19ZM22 158H23V159H22ZM38 158H39V159H38ZM55 158H56L55 156H54V158L52 157L51 160L54 161V162H52V163H53L54 165H55L56 163L59 164V165H61V160H60V159H62V161H63V158H60V159H55ZM66 158H67V157H66ZM66 158H65V159H66ZM75 158H76V160H77V163H76V164H78V165H80V166H85V165H84V163H85V164H88V166H90V168H91V166L94 167V163H97V162H95V160H96L95 158H94L95 160L93 159V160L91 161V160H90L91 158H89V159H85L82 155H78V159H77V157H75ZM92 158H93V157H92ZM195 158H196V161H193V159L195 160ZM224 158H225V161H224ZM234 158H233V159H234ZM236 158H235V159H236ZM246 158H247V159H246ZM250 158L253 159V163H254V164L252 163V161L250 160ZM65 159H64V160H65ZM68 159H69V158H68ZM68 159H67V160H68ZM191 159H192V160H191ZM207 159H208V160H207ZM233 159H230V160L233 161ZM5 160H6V161H5ZM81 160H82V162H81ZM156 160H157V159H155V163H159L160 161H162V162H165V161L168 162V160H163V159L158 160L159 162H157ZM246 160H247V161H246ZM249 160H250L251 163L247 164V162H249ZM74 161H75V160H74ZM74 161H72V162H74ZM153 161H154V160H153ZM222 161H223V162H222ZM226 161H227V162H226ZM238 161H239V162H238ZM11 162H10V163H11ZM16 162H15V163H16ZM33 162H35L36 165H38V166L34 165L35 163L33 164ZM40 162H41V161H40ZM69 162H70V161L68 160V163H69ZM72 162H70V163H72ZM162 162H161V166L163 167L164 163L162 164ZM195 162H197V163H195ZM221 162H222V163H221ZM27 163L29 164V166H31L30 168L27 167V166H28ZM41 163H42V162H41ZM49 163H50V161L47 163V164H48V169L53 171V170H54V165H53V167H52V164H49ZM62 163H63V162H62ZM91 163H93V165H92ZM171 163H173V162H171ZM207 163H208V164H207ZM219 163H220V165H218ZM232 163H234V161H233ZM242 163L245 164L246 166L248 165V166H247L248 169H247V168L244 169V166H245V165H243ZM25 164H26V166H25ZM42 164H43V163H42ZM63 164H64V163H63ZM65 164H66V163H65ZM76 164H75V165H76ZM165 164H166V163H165ZM169 164H170V161L168 162V165H169ZM236 164H237V165H236ZM11 165H12V164H11ZM15 165H16V164H15ZM73 165H74V163H73ZM156 165H157V166H155V168H156V172H155V173L153 172L154 174H152L151 176H149V178L147 177V178L145 179V183H143V184H145V185H148V186H146L147 188H149V185H150V186H153L155 189H156L157 187H159L160 184H159V186H158V185H154V184L151 183V182H152V180H154L155 176H157V175L160 176L161 173L167 168V167H166L165 169L163 168L164 170L162 171V169L160 170V168H158V165H159V164H156ZM184 165L187 166L186 168L188 169V165H186V164H184ZM184 165H182V166H184ZM210 165H211V167H210ZM55 166H56V165H55ZM57 166H58V165H57ZM171 166H172V164H171ZM185 166H184V167H185ZM196 166H198V165H196ZM216 166H217V167H216ZM236 166H237V167H236ZM246 166H245V167H246ZM58 167H59V166H58ZM58 167H57V168H58ZM159 167H160V165H159ZM164 167H165V165H164ZM168 167H169V166H168ZM202 167L200 168V165H199V168H198V167H196V168H197V170L199 169L198 171H202L203 176H206V175L204 174V172H207V170L204 169V167H203V168H202ZM32 168H33V170H32ZM95 168H96V167H95ZM95 168H94V169L92 168L93 170L91 171V172H93L94 175H95V176H94V175L91 173V174L95 177L94 180L92 181L93 186H94L95 188L92 187V184H91V176H90V175H88V176L85 177V178H86V179H85L86 181H84V182H85V183L87 182V183H86V184H85V183H80V186H81V187H80V186L78 187L77 184H79V183H78L79 181H77V180L75 181L74 178H73V181H72L71 178L69 177V176L72 177V173H71L70 171H72V170L74 169V168H73L72 170L67 171V172H66L67 174L64 173V172L61 171V170H60V172H59V170H56L55 173L53 172L54 175L56 174V177H55V176H51V179L55 177V178H56V181L54 180L55 178H54L53 180L55 181L56 185L59 186V188H60L61 186H63V184H64V182H65V181H63V184H61L62 180H63L64 178L66 179V178L69 177L70 180H69V181H66V183L69 182V189H66V190H69V192L71 191L70 194H74V195L71 196L70 194H69V195L67 194V192L65 191L66 185H64L65 188H63V193L61 192V189H57L53 184H52V185H53V189H51V188L47 189L48 187L46 188V186H45V187H40L41 190H42L41 192H44V191H47V190H48L49 193L46 192V195L49 194V197H50L53 193H56V192H57L56 194H58L57 196L59 197L60 194H59L58 192H60L61 194H63V196H65V197L67 198V199H66V198H63V197H59V198H60V203H58V202H59V201H58V202H57L58 204L55 205V206H57V207H55V209H56L57 212H58V210H57L58 206H59L58 209H61L62 207H63V208L65 207V206H62V207L60 208V205H61V204L64 203V205H65L66 202L70 203L69 200H70V201H74V200H72L74 197L78 199L79 197L82 196V195L80 196V194H83V193H81V192H84V189H85V191H86V189H87L86 187L84 188V184H85V185H88V184H89L90 187H92L91 189H94V190H97V189H98L99 192H97V191H96V192L100 194L99 196H101V195H103L104 197L106 196V197H107L108 199H110V200H111V198H112L111 201L114 200V197L116 198V197L118 196L117 201H114V204H115V205L117 204V203H115V202H118V200L120 199V196H123V197L125 196V197H126L127 195H129V194L132 193V192L129 193V192H128V189H127V190H122V191H121V186L118 185L119 183H118L117 181H116V182H117V185H116V186H115L116 183H113V182L109 181L108 179H107V181H104L103 178H102V176H100L98 172H97V173L94 172L95 170H97V169H95ZM97 168H98V166H97ZM155 168H154V169H155ZM192 168L195 169V167H192ZM158 169L161 171V173L159 172ZM167 169H169V171H166V170H165V171H166V174H167V172L171 174V175L168 176V178H172V179L174 178V180L176 181L175 177L177 178L178 175H179L180 173H179V172H178V173L175 172L176 170L172 171V170L170 169V167L167 168ZM187 169H186V170H187ZM201 169H202V170H201ZM203 169H204L205 171H204ZM218 169H219V170H218ZM255 169H257V168H255ZM35 170H36V171H35ZM49 170H47V171L45 170V171L50 173L51 171H49ZM157 170H158V171H157ZM184 170H185V169H184ZM184 170H183V171H184ZM217 170H218V172H216ZM244 170H245V171H244ZM1 171H2V172H1ZM188 171H189L188 173H190V170H189V169H188ZM198 171H197V172H198ZM203 171H204V172H203ZM219 171H221V172H219ZM228 171L231 172V170L228 169L227 172L224 171L223 173H226V174L230 175V173H228ZM233 171H232V172H233ZM251 171H252V172H251ZM5 172H6V174H5ZM7 172H8V173H7ZM15 172H16V174H17L18 176H16ZM184 172L187 173L186 171H184ZM232 172H231V174H232ZM236 172H237V173H236ZM158 173H160V174H158ZM164 173H165V172H164ZM174 173H175V174H174ZM176 173H177V174H176ZM188 173H187V174H188ZM198 173H200V172H198ZM202 173H201V174H202ZM214 173H215V174H214ZM217 173H219L218 175L220 176V178H219V180L216 181V178L218 177ZM50 174H51V173H50ZM64 174H66V176H65ZM155 174H156V175H155ZM172 174H173L174 176H175V175H176V176L174 177ZM212 174H213V175H212ZM34 175H35V173H34ZM63 175H64V176H63ZM182 175H183V174H180V179L178 178L179 180H181L180 182H175V181L172 180V179H171V180H170V179H166V180H169V181H173V183H169V187L171 188V186L174 185V182H175L176 184H178V186H179V183H180V186H181V185H182V181L185 179V177L183 176L184 179L182 180V178H183ZM22 176H23V177H22ZM152 176H153V177H152ZM162 176L164 177V174H162ZM170 176H171V177H170ZM172 176H173V177H172ZM207 176H206V177H207ZM226 176H227V175H226ZM39 177H37V178H39ZM150 177H152L153 179H151ZM166 177H167V176H166ZM212 177H214V178H212ZM227 177L229 178V176H227ZM4 178L2 177L1 179L6 180V179H4ZM69 178H68V179H69ZM228 178H227V179H228ZM1 179H0V180H1ZM68 179H67V180H68ZM98 179H99L100 181H99ZM147 179H149L150 182L147 181ZM164 179H165V178H164ZM178 179H177V180H178ZM214 179H215V181H214ZM217 179H218V178H217ZM220 179H221L222 181H221ZM18 180H17L16 182L19 183ZM26 180H27V181H26ZM33 181H34V182H33ZM74 181H75V182H74ZM213 181H214L216 184H217V182H218V183L220 182V183L217 184V185L215 186V183L213 184ZM227 181H228V180H227ZM24 182H23V183H24ZM76 182H77V183H76ZM114 182H115V181H114ZM167 182H168V181H167ZM167 182L165 181V183L163 182V184L166 185ZM0 183H3V182L0 181ZM50 183H51V182H50ZM52 183H53V181H52ZM59 183H60V185H59ZM66 183H65V184H66ZM110 183H111V184H110ZM146 183H148V184H146ZM20 184H21V183H20ZM95 184H97V185L95 186ZM104 184H105L106 187L110 184V185H111V188H110V186H108L107 188H110L111 190H114L115 193H114V192H111V194H110V190H107V188H105L106 192H104V191H103V190H104V188H103V187H104V186H103ZM143 184H142V185H143ZM224 184H223L222 186L220 185V186H218V187H221V188H222V187H225ZM236 184H237V185H236ZM71 185H72V186H71ZM75 185H77V189H76L77 194H76L75 191H74L75 188H76ZM140 185H141V184H140ZM140 185H139V183H138V184H135V186H134L135 189L133 188V194H132V195H134L136 198H138V201H141V200H142L141 198H144V199L147 198L146 195H145V194H146L145 191H148V193L151 192V191H150L151 189H152V191H153V188H152V187H151L149 190H146V188H145V190H144L143 187H141ZM145 185H144V186H145ZM18 186H22V187H23V184H22V185H18ZM114 186H115V188H114ZM117 186H118V187L120 186V188H119L120 190H119L118 188H116ZM175 186H176V185H175ZM178 186H177V187H178ZM180 186L178 187V188H179V190H177L178 192H180V190L183 189V187H182V189H180ZM15 187H16V184H15ZM72 187H73V188H72ZM82 187H83V188H82ZM97 187H98V188H97ZM214 187H215V188H214ZM16 188H19V187H16ZM34 188H35V185H34ZM40 188L38 189V188L36 187V189H38L39 191H40ZM79 188H81V190H79ZM140 188H142L143 190L140 189ZM175 188H176V187L172 186V189L176 190L177 188H176V189H175ZM210 188H211V187H210ZM210 188H209V189H210ZM56 189H57V191H55ZM70 189H71V190H70ZM88 189H89V188H88ZM88 189H87V194H90V192L88 193ZM211 189H212V188H211ZM19 190H20V189H19ZM22 190L20 191V192H21L20 194H17V195L15 194V196H14V198H13L15 201H14L13 204H14L15 207L18 205L17 203H19V204L21 203V204H22V205H19V208H18V209H20V212H21V210H22L23 208L26 210V212H31L30 209H32V207H30V205L27 204V206H29V208L27 207V208L29 209V211H28V209L26 208V205L23 204L25 201L22 199V196L19 197V198L16 197V196H18V195H21L22 193H23V195H24L25 191H22ZM38 190H35V189H34V192L32 193L33 196L29 194L30 197L32 196V198H31L32 200H33V198H34L33 201L30 199V200L32 201V204H34L33 202L36 201L35 199H36L37 197L40 198L41 200L46 199V198H48V199H47V200H44V201H39V203H36L37 205H41V206L43 207L44 210H43L41 207H39V206H37V205H35V204H34V205L36 206V207H35L36 209H34V207H33L32 210H36V211H38L39 208H41V211L43 210V211L46 212V210H47V208H48V212H46V214H45V212H39V213H38L39 215L36 213V211H33V212H31V213H32V214L34 215V217H36V218L38 217V218H43V219H44V218L47 217V220H46V221H47V223L50 222L49 224H51V223L54 221L55 218L53 219L52 217H55V215H57V214H61L62 216H63L64 214H66V216H67V215H69V216L72 215L73 217L71 216L70 220H71L72 218L74 219V217H75L74 220H81V219H78V218H80L81 216H84L83 212H84V210H85V211L87 210V209H85V208H87L86 206H89V207H88V208H89L88 210H90V211H86L87 213L85 212V216H86V218H85V216H84L83 219H88V218L91 216V214H92L91 211L94 210V208L92 207V205H91V206L89 205V204H91L89 198H86V197H87L86 194H83V196H85V197H84V198H81V200H78V201L80 202L81 205L79 204L78 207L74 206L75 204H78V203H79V202L77 201V199L74 201V202H75L74 204L72 203L73 205L70 203L73 207H76V208H79V209H80L81 206H85V208L83 207V211L80 210V211L82 212V215L80 214V213H81L80 211H77V209H75V208H74V209L71 208L72 206L70 207V205L67 206V207H65V208L70 207L71 211H70L69 209H67V210L64 209L63 213H61V211H62V210H61L60 213H57V212L55 211V213H56V214H55V213H53L54 210H55V209H53V208H54V204L51 205L52 202H55V200H54V198H53V197H55L54 194H53V196H52V198H53L54 201H49V202H48L49 197H47L45 194L43 195V193H42V194L39 193V194H37L38 196L36 195L35 191H38ZM43 190H44V191H43ZM59 190H60V191H59ZM94 190H92V191H93V192H92L93 194L95 193ZM138 190H139V191H138ZM217 190H216V191H217ZM39 191H38V192H39ZM107 191H109V192H107ZM124 191L128 192V194L125 193ZM188 191H189V190H188ZM235 191H237L238 193L235 192ZM239 191H240V190H239ZM73 192H74V193H73ZM102 192H103V194H102ZM120 192H124V195H123V193H120ZM178 192H177V195H178ZM185 192H186V189H184V190L182 191V193L180 192L182 198H180V196H179L180 193H179L178 196H179L180 199L183 200V195H184L183 193H185ZM212 192H213V193H212ZM16 193H17V191H16ZM18 193H19V191H18ZM44 193H45V192H44ZM84 193H86V192H84ZM151 193H152V192H151ZM151 193H150V195H151L150 197H152V195H153V193H152V194H151ZM154 193H155V191H154ZM218 193L221 194V195H222V194H224V195L221 196V195H219ZM26 194H27V193H25V195H26ZM50 194H51V195H50ZM75 194L78 195V196H75ZM113 194H115V195L113 196ZM116 194H117V195H116ZM125 194H127V195H125ZM186 194H187V195H184V199L187 198L186 196H188L189 193L186 192ZM236 194H239V195L237 196ZM25 195H24V196H25ZM29 195H28V196H29ZM34 195L37 196V197L35 198ZM97 195H98V194H97ZM139 195H140V197H139ZM217 195H218V197H217ZM235 195H236V197H235ZM44 196H46V197L44 198ZM73 196H74V197H73ZM99 196H98V197H99ZM103 196H101V197H103ZM112 196H113V197H112ZM147 196H149V195H147ZM224 196H225V198H224ZM26 197H27V196H26ZM106 197H105V198H106ZM125 197H124V198H125ZM153 197H154V195H153ZM185 197H186V198H185ZM227 197H228V198H227ZM20 198H21V199H20ZM24 198H25V197H24ZM38 198H37V199H38ZM50 198H51V197H50ZM52 198H51V200H52ZM56 198H57V197H56ZM59 198H57V199L59 200ZM105 198H104V199H105ZM124 198H123V201H122V200H121L122 197H121V199H120L121 201H120V200H119V201L125 203V202L128 201V199H129L128 197H126V198H128V199H127L126 201H124V200H125ZM179 198H178V199H179ZM239 198H238V199H239ZM13 199H12V200H13ZM28 199H29V198H28ZM79 199H80V198H79ZM108 199H107V200H108ZM144 199H143V200H144ZM148 199H149V201H151V202L154 200V199L152 200V199H150V198H147V200H148ZM240 199H241V198H240ZM21 200H22V202H20ZM83 200H84V201H83ZM85 200H87V202H89V204H88L87 202H85ZM88 200H89V201H88ZM101 200H102V198L100 199V201H101ZM10 201H11V200H10ZM10 201H9V202H10ZM31 201H30V202H31ZM45 201H47V202H45ZM56 201H57V200H56ZM104 201H105V200H104ZM111 201H110V203H111ZM179 201L181 202V200H179ZM183 201L185 202L186 200H183ZM188 201H189V198H188L187 202H188ZM216 201H217V200H216ZM30 202H29V203H30ZM36 202H37V201H36ZM76 202H78V203H76ZM101 202H102V201H101ZM105 202L107 203V201H105ZM120 202H119L118 204H120ZM187 202H185V203H187ZM189 202H190V201H189ZM237 202H238V201H237ZM10 203H12V202H10ZM10 203H8V204L10 205ZM25 203H26V202H25ZM50 203H51V204H50ZM55 203H56V202H55ZM106 203L103 204V202H102V204H103L104 207H105V206H108ZM124 203L120 204L119 207L122 206ZM182 203H183V202H182ZM182 203H181V204H182ZM185 203H183V204H185ZM202 203H203V202H202ZM8 204L6 203V205H5V206H6L5 211H6V209H8V206H9ZM108 204H109V203H108ZM178 204H179V202H178ZM183 204H182V205H183ZM196 204H197V206H196ZM236 204H237V203H236ZM238 204H239V202H238ZM238 204H237V205H238ZM0 205H1V203H0ZM7 205H8V206H7ZM23 205H24V206H23ZM34 205H33V206H34ZM66 205H67V203H66ZM115 205H114V206H115ZM191 205H192V206H191ZM223 205H225V207H227V209H225V207H224ZM3 206H4V205H3ZM12 206H13V205H12ZM31 206H32V205H31ZM110 206H111V205H110ZM114 206H113V207L111 206V209H112V208L114 209V208H115ZM179 206H181V205H179ZM183 206H184V205H183ZM183 206H182V208L184 209L185 206H184V207H183ZM194 206H196V207H194ZM220 206H221V207H220ZM222 206H223V208H222ZM1 207H2V205H1ZM15 207H14V209H15ZM38 207H39V208H38ZM44 207H45V208H44ZM90 207H91L92 209H91ZM116 207L118 208V206H116ZM122 207H123V206H122ZM124 207H125V205H124ZM124 207H123V208H124ZM190 207L187 206V207H185V209H186V208H190ZM198 207H199V208H198ZM239 207H240V206H239ZM9 208H11V209H10V215H12V214H11V211L14 210V209H12L13 207H9ZM16 208H17V207H16ZM37 208H38V210H37ZM63 208H62V209H63ZM105 208H106V207H105ZM123 208H121V209H123ZM125 208H126V207H125ZM125 208H124L123 210L120 209L119 211H118L116 208H115L114 210H115V211L117 210L116 213H118V212L120 213L121 211H122L121 213H123V211H126ZM197 208H198V209H197ZM201 208H203V211L199 212ZM234 208H236V210H235ZM0 209H2V208H0ZM18 209H16V210H18ZM45 209H46V210H45ZM51 209H53V210H51ZM72 209H73V210H72ZM81 209H82V207H81ZM113 209H112V210H113ZM118 209H119V208H118ZM126 209H127V208H126ZM208 209H209V208H208ZM221 209H223L222 212L220 211ZM224 209L226 210V212H228L229 216L227 215L226 212L223 213ZM16 210H15V211H16ZM25 210H24L23 212H25ZM68 210H69L70 212H69ZM106 210H107V209H106ZM112 210H109V212L112 211ZM217 210L220 211L222 214H221L220 212H218ZM39 211H40V210H39ZM66 211H68L69 214H68V213H65ZM72 211H73V213H71ZM76 211L79 213L80 216L78 215V213H77ZM107 211H108V210H107ZM107 211H106V212H107ZM190 211H192V210L187 211V213L190 214V213H189ZM215 211H216V212H215ZM8 212H9V211H8ZM88 212H89V213H88ZM93 212H94V211H93ZM14 213H15V212H14ZM18 213H19V212H18ZM47 213H48V214H47ZM50 213H51L53 216H51ZM74 213H75V214H74ZM110 213H111V214H110ZM110 213H107V214H110V215L114 216V214H112V213H115V212L113 211V212H110ZM119 213H118V214H119ZM121 213L119 214L120 216L123 215V214H121ZM191 213H192V212H191ZM193 213L195 214V211H193ZM235 213H236V212H235ZM8 214H9V213H8ZM8 214H7V212H6V214H4V215H5L7 218L10 219L11 216L8 215ZM35 214H36V216H35ZM49 214H50V215H49ZM95 214H97L96 211L93 213V215L95 216ZM194 214H193V215H194ZM225 214H226V216H224ZM230 214H231V215H230ZM7 215H8V216H7ZM15 215H16V213H15ZM89 215H90V216H89ZM93 215H92V216H93ZM143 215H144V216H143ZM193 215H191V217H193ZM234 215H235V216H234ZM13 216H14V214H13ZM66 216H65V217H66ZM77 216H79V217L77 218ZM117 216H118V215H117ZM145 216L152 217L151 215H148V214L146 215V214L144 213V214L141 215V218H143V217H145ZM14 217H15V219H17L16 216H14ZM14 217H13V218H14ZM50 217H51V218H50ZM63 217H64V216H63ZM65 217H64V218H65ZM115 217H116V216H115ZM226 217H229L230 219H227ZM233 217H235V218H234V221H235L236 223H234V221H233ZM7 218H6V219H7ZM66 218H67V217H66ZM66 218H65V219H66ZM76 218H77V219H76ZM81 218H82V217H81ZM92 218H93V217H91L90 219H92ZM219 218H220V219H219ZM9 219H8V220H9ZM43 219H42V220H43ZM67 219H68V218H67ZM73 219H72V220H73ZM209 219H210V220H209ZM8 220H7V221H8ZM11 220H12V219H11ZM18 220H19V219H18ZM52 220H53V221H52ZM204 220H205V219H204ZM224 220H226V221H224ZM39 221H41V220H39ZM223 221H224L226 224H225ZM231 221H233V222H231ZM13 222H14V221H12V223H13ZM16 222H18V221H16ZM41 222H42V221H41ZM41 222H40V223H41ZM44 222H45V221H44ZM210 222H209V223H210ZM12 223H10V224H12ZM19 223H20V221H19ZM45 223H46V222H45ZM209 223H208L207 226H210V225L212 224V223H211V224L209 225ZM232 223H234V226L232 225ZM8 224H9V222H8ZM10 224H9V225H10ZM218 224H220V225H225L224 227L222 226L223 228L221 227L222 229L219 228L220 230H223V231H219V229H217L218 227H220V225L218 226ZM235 224H237L238 226L235 225ZM12 225H13V226L16 225V227L13 228V229H14L13 231H15V229H16L15 232L19 233V234L16 233V235H17V237H18L19 239H20V238H23V236L20 237L21 234H22V235L24 234V235H25L24 237H30V236L32 235L31 233H33V231H34V230H32L33 228H31V230H32V231H31L30 229L27 230V228H25V227H24L25 230L21 229V230H22V231H21V230L19 229V227L17 226L18 223H17V224H12ZM12 225H10L11 227L8 228V230H9V229L11 230V228L13 227ZM19 225H20V224H19ZM17 227H18V228H17ZM28 228H30V227H28ZM224 228H225V229H224ZM17 230H19V231H17ZM238 230H239V228H238ZM39 231H40V230H39ZM21 232H22V233H21ZM23 232H24V233H23ZM28 232L31 234L30 236H28V235H29ZM34 232H35V231H34ZM235 232H236V233H235ZM225 234H224V235H225ZM26 235H27V236H26ZM235 237H237V235H236ZM21 240H24V239H21ZM6 241H9V240L7 239ZM233 244H235V243H233ZM31 253H32V252H31ZM28 254H29V255H27V253H26L27 256H31L30 253H28ZM11 258H12V259H11ZM16 258H17V257H14V258H13V257H10V258H8V261L11 262V260L13 261V260L15 259L16 261H15V260H14V261H15L16 263H17V262H20V263H21L22 258H19V259H16ZM9 259H10V260H9ZM20 259H21V260H20ZM14 261H13V262H14ZM11 263H12V262H11Z\"/></svg>",
	"mask_w": 264,
	"mask_h": 264
}]
</instances>
